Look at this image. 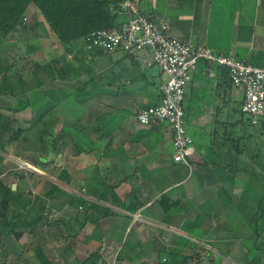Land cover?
<instances>
[{
  "label": "crops",
  "instance_id": "0c3cea01",
  "mask_svg": "<svg viewBox=\"0 0 264 264\" xmlns=\"http://www.w3.org/2000/svg\"><path fill=\"white\" fill-rule=\"evenodd\" d=\"M138 3L140 10L164 20L171 34L179 39L205 45L217 54L264 66V0H139ZM76 41L83 51L82 39ZM84 51L89 53V60H81L83 64L76 58L78 64L73 66L80 72L81 81L96 77L97 91L87 94L86 100L78 105L73 96L79 86L77 80L56 77L49 84H41L50 94L43 90L40 98L44 103H51L49 111L53 113L66 105L69 108L66 113L76 121L86 116L88 121L94 122L85 126L88 134L80 143L87 151L71 153L74 175L69 174V183L77 177L75 181L80 180L90 195L104 194V200L97 202L90 198L88 202L105 205L111 213L99 215L86 204L91 208L89 220L79 230L76 221L70 219L71 233H64L61 238L80 245L75 244L77 256L78 249L83 254L105 241L104 238L112 251L123 242L121 258L131 263L137 251L146 248L157 252L160 248L155 244L160 242L162 248L165 241L173 243L174 239L162 240V232L172 237L183 235L188 240L197 234L193 237L198 238L205 217H215L222 203L219 193L224 188L219 182L223 179L214 169L222 161H215L222 147L216 148L213 139L224 122L216 116L229 117L240 110L235 104L242 101L241 92L232 86L226 71L206 61L199 62L183 100L187 129L195 146L191 158L196 161L186 166L172 158L169 128L158 124L142 125L136 118L141 108L159 102V85L164 75L155 66L145 65L146 55L138 60L122 53L94 49L92 59L91 51ZM99 60L100 76L89 65ZM73 100L75 109L71 104ZM64 120V125L73 121ZM82 126L79 124V128ZM94 132L96 136L89 138ZM209 160L214 164H208ZM158 200L165 207H161L160 212L153 207ZM199 215L203 217L194 233L184 232L183 224ZM59 233L57 230L56 234ZM142 236L147 237L148 242L144 243ZM201 236L206 238V233ZM96 252L103 260L101 251ZM84 258L79 256L81 260L76 259L75 264L87 257Z\"/></svg>",
  "mask_w": 264,
  "mask_h": 264
},
{
  "label": "rangeland",
  "instance_id": "374dc122",
  "mask_svg": "<svg viewBox=\"0 0 264 264\" xmlns=\"http://www.w3.org/2000/svg\"><path fill=\"white\" fill-rule=\"evenodd\" d=\"M130 1H132L133 4L139 8V0ZM25 21L28 25L35 24V22L42 23H38L36 25L35 32H33V34H28V32L25 33L19 27L11 34V36L0 44V64H6L7 62L15 63L11 70H8L7 72L9 75H19L21 77V83L15 82V93H0V120L3 121L2 123L10 126L12 131L18 128H23L24 130L21 137L16 140H6L3 147L0 148V181L7 186H12L14 189L20 187L23 192H27L26 196L28 197L34 198L35 196H39L44 198L45 192L51 185V181L57 179L61 170L65 169L69 172V174L74 175L72 172V161L70 160L71 153L74 152V143L72 142V138L79 137V143H83V139L86 137V134H88L85 126L94 124V122L88 121V119H86L87 117L83 116L79 121L83 126L82 128H79V122L75 120L76 118L66 113V111H69V108L65 105V107L61 109L62 111L58 109L57 112L53 113L52 111H48L44 114L43 120L45 121L44 129L46 132L41 138L39 136L41 126L38 125L34 128H30L31 123L27 121L32 118V112H30V109L21 112H16L14 110L18 105V99L25 97L24 94L27 92L30 97L32 96L33 100L34 97L41 94L43 90L48 93L47 95L50 94V90L48 88L43 89V85H38V82L41 81L42 83L49 84L51 83L52 78L55 79L58 77L54 74L52 77V67L50 68L51 65L55 68V65L51 62L55 57L59 59L65 57L75 66H77L78 60L81 61L85 58L89 60V58H87L88 52H85L84 50L80 51V44L77 41H74L72 44V47L76 48V51L73 49V52L68 53L65 50V46L59 42L55 34L45 22L42 13L34 5H31L29 10L26 12ZM35 33L38 34V36L34 37ZM29 44L31 46H37L38 49L33 50V47L29 48ZM83 62L86 61L84 60ZM83 62L81 61L80 63ZM35 63L39 64L37 75L33 73ZM100 63V60L97 61V63H89L90 67H92L93 71L97 73L98 76L101 74L98 73V69L100 70L102 68ZM154 66L159 70V72H161L157 65ZM161 74L164 75L162 72ZM165 78L166 75H164V79ZM22 90L26 92L21 94V92H23ZM237 92L240 95V92ZM39 103L44 110L46 103H44L43 99L40 100ZM240 105L241 102L238 100L235 104V108L240 107ZM216 117L220 118V120L224 123L220 125L217 130V134L219 136L216 135L215 139L212 138L213 145L216 146V148L219 146L222 147L220 149V154L216 156L215 161L217 159L218 161L222 160V163L224 164L227 160H229V155H232V157H234L233 159L238 160L239 165H249V168L253 172H256L264 178L263 124H252L249 122L250 120L248 119V114L240 113V110H236L233 115L229 117L224 115H218ZM64 118L66 120L68 119L67 121L73 120L68 123L70 125L74 123V121L76 122V124L71 126L75 129H79L78 134L71 133L68 135L65 131H63L62 127L67 125H64ZM160 126L167 127L164 124ZM49 133L62 137L63 139L58 140L57 143H53L47 137V134ZM94 133L88 137L92 139V137H95L97 134ZM25 136H27V139L24 138ZM45 142H47L48 145H45L46 148L41 150L40 144ZM237 143L239 144V151L235 146ZM53 146H57V153L52 151L51 147ZM40 156L46 157L45 162L39 159ZM211 157L213 158L214 156L211 155ZM189 163H192L191 160ZM190 164L186 166H190ZM208 164L213 165L214 162L209 160ZM214 169L218 170V173L222 175V177L226 174L220 166L215 165ZM45 178H47L48 181L43 184L42 179L46 181ZM76 178L77 177L72 178L71 184H66L62 181L64 183V191H62L67 196V199L79 194L80 196L75 198V203L77 204L79 201H84V205L90 204L88 202V200L90 201V198H95L97 202L101 201L98 194L95 193V195H90L87 193L80 180L77 182L75 181L78 180V178ZM70 179L71 178H69V181ZM200 181L201 179L199 182ZM219 183H221L224 188L221 189L219 193V198L222 201L219 213L215 217H205V221L198 232V234H200L198 235V238L193 237L197 236V234H193V236L189 239V244L199 243V245L205 247V249L198 248L197 250H193L190 246L185 249L183 248L182 255H191V257L182 264H247L249 259L248 253L249 250L252 249L253 244L255 245L256 243L264 242V232L259 236L254 235V230L249 223V219L257 207L256 200L263 190L262 184L244 172H237L235 181H231L229 178H224ZM247 183L251 184L253 189H250L247 186ZM228 192H230L232 200L230 202L228 200ZM53 197L54 196L47 198L50 203L56 204L54 205L56 207L54 208V211H51V221L53 217L58 218L62 211L57 208L59 202H62L59 201L61 200V197H59V199ZM62 200L66 201V197L64 195L62 196ZM206 201H208V197L206 198ZM163 205L164 204H161L160 200H158L153 204V207L157 210V212H160V210H162L161 207L165 208ZM67 209L70 208L68 207ZM84 209L85 206L83 207L82 204L77 206V210L81 212ZM215 212L217 213V211ZM137 215L138 214L135 213L134 217ZM244 215H246L247 219H244ZM197 221L198 217L197 219H188L186 223L187 225H190V222L195 223ZM258 222L259 226H262L264 224V217L260 216ZM57 228L56 223L55 225H50L48 222L43 221L32 230L24 231L23 235L19 239L15 238L14 235L11 234L1 236L0 264H42L43 262L40 261L34 252L35 244L41 246L43 251L42 255L46 258V264H75L76 259H79V256L81 259L85 256L88 257L99 245L101 246L97 250L101 251V256L105 259H99V264H162L170 259L168 252L164 250L163 247H167L169 249L174 245L177 238L180 240L179 236L176 237L177 235L175 233L174 237H172L173 235H168L167 233L162 232V240L165 241L166 238L174 239L173 243L168 242L169 240L165 241L162 248L160 242L155 244L160 248L158 250L159 252H154V250L147 251L146 248L142 249L144 250L142 252L137 251L136 253L138 255L135 254L136 256L132 258L131 263L129 260L121 258V248L122 245H124L123 242H121L118 248H115L112 251L111 245L107 243V239L105 238V241L101 244L97 243L94 247H92L93 249H88V251L83 254H81L78 249L77 256L75 254V250H77L75 246H78L79 244L75 243V245L74 243L72 244L69 239L61 238L63 234L59 233L57 235L55 233ZM164 230L167 231L166 229ZM204 232L206 233V238L201 236ZM58 236L60 237L58 238ZM142 240L144 243L148 242V239L145 236H142ZM215 240H217L216 242H218L219 245L213 242ZM218 246L221 248L218 250L219 252L217 251ZM210 248L212 249L210 250L211 253H208L206 249ZM193 254L194 256H192ZM261 254L262 258L259 263L264 264V249L260 252L257 251V256H260ZM255 255L256 253L254 256ZM255 264L258 263L256 262Z\"/></svg>",
  "mask_w": 264,
  "mask_h": 264
},
{
  "label": "trees",
  "instance_id": "16d2710c",
  "mask_svg": "<svg viewBox=\"0 0 264 264\" xmlns=\"http://www.w3.org/2000/svg\"><path fill=\"white\" fill-rule=\"evenodd\" d=\"M124 1L125 0H0V44H2L9 36H11V34L14 33L19 27L25 33L28 32V34H33V32H35L36 25L42 22H35V24L28 25L25 21L26 12L29 10L31 5H34L42 13L45 22L55 34L59 42L65 46V50L68 53H71L74 49L72 47V44L77 39H84L85 42L88 43V38L93 31L104 28L112 29L117 25L126 22L132 14L123 6ZM140 12L149 14L142 10H140ZM36 36H38V34L35 33L34 37ZM28 47H33V50L38 49L37 46H31L30 44L28 45ZM87 51H91V58L93 59V56L95 55L94 49H89ZM124 55L130 56V58L132 59L136 58L138 60L141 57L140 54ZM51 62H53L52 64L55 65V68L53 65L50 66V68L52 67V77L54 74L62 80H77L76 84H78L79 86L76 88V90H74L73 96L75 97V100L77 101L76 103H78V105L79 103L86 100L87 94H92V92L94 93L97 91L96 88L98 87V81L96 77L92 76L86 82H84L83 80L81 81L80 72L73 66L72 63L68 62L67 58L62 57L61 59H59L55 57ZM14 64L15 63L12 62L0 64L1 94L15 93V82L21 83V77L19 75H9L7 72L8 70H11ZM37 69H39V64L35 63V68L33 67V73L36 75ZM74 76H77V78L73 79ZM41 84L43 83L39 81L38 85ZM22 91L23 92H21V94L26 92L24 90ZM24 95L25 97H21L18 99V105L14 111L21 112L30 109V112H32V118L27 121L31 123L30 128H34L38 125L41 126L39 136L42 138V136L45 135L46 132V130L44 129L45 121L43 120V117L44 114H46L51 109V103H46V106L43 110L42 106L39 103V101L41 100L40 94L34 97V100L32 96L30 97L28 95V92ZM71 104L74 109L75 107H77L74 103V100ZM2 122L3 121L0 120V148L3 147L6 140H16L21 137L24 132L23 128H18L12 131V128L10 126ZM77 122H79V120H77ZM74 123L76 124V122ZM260 124H263L264 126V119L261 120L258 125ZM71 125H66L63 128V131H65L68 135H70L71 133L78 134L79 129H75ZM47 137L53 143H57L58 140L63 139L62 137L55 136L50 133L47 134ZM24 138L27 139V136H25ZM79 141V137L72 138L75 154H80L87 151V149L83 147L79 143ZM45 145H48L47 142L41 143L40 149L42 150L43 148H46ZM238 145L239 144L237 143L235 146L239 151L240 149L238 148ZM51 149L55 153L58 152L57 146H53L51 147ZM233 158L234 157L229 156V160H227L224 164L222 163V161L218 163L219 165L217 164L223 169L224 172H226V174L223 175L224 178H229L231 181H235L236 173L244 172L246 174H249V176L254 180L259 181L263 186V190L256 200L257 207L255 208L252 216L249 219V223L255 233L254 235L259 236L264 232V224L262 226H259L258 222L260 216L264 217V178L256 172H253L249 168V165H239L238 160H235ZM39 159L45 162L46 157L40 156ZM190 160L191 162H196L192 158ZM198 163L201 164V162ZM223 177L221 179H224ZM45 179L46 181L42 179L43 184L48 181L47 178ZM62 181H64L66 184L69 183V173L65 169L61 170L56 180L51 181V185L45 192L44 198H41L39 196H35L34 198L28 197L26 196L27 192H23L20 187L14 189L12 186H7L0 181V237L11 234L14 235L15 238L19 239L23 235L24 231L32 230L43 221L48 222L50 225H55L56 223L58 227L57 230H59V232L62 234L71 233L70 219H74L76 221L75 223L78 224L79 230L82 229L84 224L89 220L88 211L91 208L89 205H84V201H79L78 204L75 203V198L80 196L79 194L67 199V196L63 192L64 183ZM247 186L250 189H253L251 184L247 183ZM228 193V200L230 202L232 200L230 197V192ZM63 195L66 197V201L62 200ZM48 196H54L58 199L59 197H61V200L59 201H62L59 202L57 208H59L60 211L62 210L63 213L61 211L60 217H53L52 221L50 215H52L51 211H54V208H56L54 206L56 204L50 203L49 200H47V198H49ZM104 197V194H101L99 196L100 200H104ZM80 204H82L83 207L85 206V209L82 212L77 210V206ZM90 205L94 209H96L95 212H97V214L99 215L105 216L107 213H111L109 208L100 203L93 202L90 203ZM68 207L70 209H67ZM202 217L203 216L199 215L198 221L195 223L190 222V225H187V223L185 222L183 224V231H185L189 235H192L194 233L193 231H195V229L200 226L199 221ZM243 217L244 219H247L246 215H244ZM179 238L180 240L178 239L176 242H174V245L171 246V248H169V250L167 251L170 259L163 262L162 264H182L190 259L191 255H182L183 248L185 249L186 247L190 246L193 250H197L198 248L205 249V247L199 245V243H190V245L189 240L183 236H180ZM216 241L217 240L213 242L219 245ZM220 249L221 248L218 246L217 251ZM263 249L264 242H259L255 245L253 244L252 249H250L248 253L249 259L247 261V264H255L256 262L260 264L259 262L262 258V254L260 256H257V251L260 252ZM206 250L208 251V253H211L210 250L212 249L210 248ZM34 252L40 259V261L43 262L42 264H46V258L42 255L43 251L40 245L35 244ZM255 253L256 255L254 256ZM192 256H194V254ZM98 259L99 254L98 252L94 251L79 264H97L96 262Z\"/></svg>",
  "mask_w": 264,
  "mask_h": 264
},
{
  "label": "built area",
  "instance_id": "2783aa9c",
  "mask_svg": "<svg viewBox=\"0 0 264 264\" xmlns=\"http://www.w3.org/2000/svg\"><path fill=\"white\" fill-rule=\"evenodd\" d=\"M123 6L131 17L112 29H98L83 48L105 53L146 55L147 67L157 65L166 78L160 82V100L141 108L136 118L142 125H166L171 132L173 160L189 165L195 152L194 140L187 129L183 100L187 85L200 61L227 72L232 86L242 94L240 111L252 124L264 119V66L217 54L205 45H194L171 34L168 24L151 14L140 12L132 1Z\"/></svg>",
  "mask_w": 264,
  "mask_h": 264
}]
</instances>
